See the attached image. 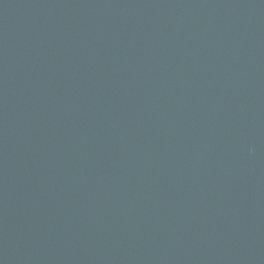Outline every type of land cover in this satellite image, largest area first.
<instances>
[{"label":"water","instance_id":"water-1","mask_svg":"<svg viewBox=\"0 0 264 264\" xmlns=\"http://www.w3.org/2000/svg\"><path fill=\"white\" fill-rule=\"evenodd\" d=\"M0 264H264V0H0Z\"/></svg>","mask_w":264,"mask_h":264}]
</instances>
